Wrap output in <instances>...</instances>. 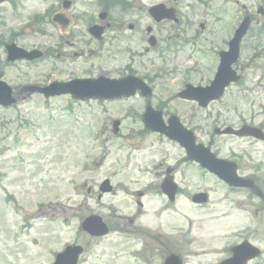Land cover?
I'll use <instances>...</instances> for the list:
<instances>
[{"label":"rangeland","instance_id":"obj_1","mask_svg":"<svg viewBox=\"0 0 264 264\" xmlns=\"http://www.w3.org/2000/svg\"><path fill=\"white\" fill-rule=\"evenodd\" d=\"M52 1L9 0L4 4L0 79L15 93L29 84L132 74L151 87L150 104L162 111L164 120L175 114L187 127L195 122L202 125L205 119L209 121L207 110L194 109L192 101L179 100L175 94L186 82L203 84L212 77L218 60L214 51L209 52L223 46L243 10L253 15L236 65L243 80L229 86L225 96L249 94L244 85L255 83L264 73V29L259 30L264 14L256 12L258 6L264 11V0H205L208 10L204 4L193 8L182 1L181 13L191 19L182 17L171 28L172 36L165 32L159 46L170 45L161 55L146 51L149 45L144 40L149 33L159 37L155 28L146 30L152 24L147 6L158 0H131L127 9L76 0L68 14ZM105 7L109 14L99 19ZM56 12L69 18L64 28L51 21ZM216 14L221 21L214 22ZM93 23L105 25L100 40L87 32ZM10 42L42 55L31 61L7 62L4 45ZM260 100L264 104L263 96ZM143 107L144 100L137 95L113 101H75L69 95L45 99L39 93L28 94L11 107L0 105V264H50V252L71 243L83 247L79 264H161L164 252L177 244L179 233L173 232L187 228L188 236L196 241L193 250H216L184 258L186 264H212L219 259L215 257L221 255L224 228L220 205L197 206L199 210L187 206L181 195L169 203L158 185L170 167L188 199L191 192L200 190L213 191L211 195L218 198L222 189L206 171L185 164L175 143L158 133H144ZM114 120L120 122L117 134L111 130ZM204 131L199 135L205 143ZM104 179L112 190L100 194L98 186ZM5 194L11 197L7 202ZM91 214L108 224L107 235L91 237L80 229L82 219ZM138 227L147 232L145 245L134 238L139 232L133 228ZM158 231L162 234L149 238ZM183 231L186 239L188 232ZM122 232L131 236L121 237ZM252 264H264V254Z\"/></svg>","mask_w":264,"mask_h":264},{"label":"flooded vegetation","instance_id":"obj_2","mask_svg":"<svg viewBox=\"0 0 264 264\" xmlns=\"http://www.w3.org/2000/svg\"><path fill=\"white\" fill-rule=\"evenodd\" d=\"M120 1L129 2L130 0H111L113 3ZM177 1L161 0L165 6L175 11ZM3 3L4 1L0 2V18L5 13ZM155 49L160 50V47H155ZM261 105L259 104V107ZM254 107V103L250 104L247 110L242 111L234 119H231L232 115L229 112L217 113V117L213 116V119H216L215 123L217 124L237 129L247 126L264 132V111L261 109L255 111ZM206 145L216 157L232 163L238 178L244 183L230 185L227 181L211 175L212 181L221 187V195L214 198L211 195L213 191H206V202L194 204L220 205L224 226L222 236L225 238V244L228 247L247 245L251 251H256L255 249L258 248L259 255L253 258H262L264 254V244L261 243L264 240V141H259L249 134L237 136L230 131L228 134L213 135L207 140ZM226 147L229 148L226 149ZM226 168L230 170L228 163ZM129 222L132 225L131 219ZM133 230L139 232L135 236L140 237L146 243V230L140 227L133 228ZM191 245L192 241L179 238L174 253L179 258L190 257L193 253ZM252 261L249 263L252 264Z\"/></svg>","mask_w":264,"mask_h":264},{"label":"water","instance_id":"obj_3","mask_svg":"<svg viewBox=\"0 0 264 264\" xmlns=\"http://www.w3.org/2000/svg\"><path fill=\"white\" fill-rule=\"evenodd\" d=\"M158 8V7H157ZM155 8V9H157ZM57 17H55L56 19ZM91 33L98 37L100 34V29L96 26L90 28ZM8 50V60H13L15 58H22L26 57L28 59H31L33 57L38 56L37 52H30L25 53L19 48H16L13 44L7 46ZM0 88L4 90V86L0 85ZM136 88L141 89V94L148 95L149 89L146 88L143 83L135 78L127 77L119 81H110L106 80L104 78H97L94 80H73L68 83H52L51 85L38 89L40 92H42L46 97L49 95H55V94H62V93H70L72 97L77 99H87V98H98V99H105V98H113V97H120L122 95H131L134 94V91ZM189 92V90H187ZM201 94H205L204 91L199 90ZM193 93V92H191ZM5 94L4 97L0 99L1 104H7L13 101V98L10 96L6 97ZM146 113L143 116L144 123L151 128L158 127L160 124L159 121V113L153 112L149 107L146 109ZM114 126H116V122L114 123ZM161 131L163 129L157 128ZM167 134L171 138H175L182 141L183 143L190 144L192 140H188L183 133L179 134V131H177L174 127L170 129V131L167 132ZM181 142V143H182ZM189 154L191 157H198L201 159L200 156H196L197 154L194 151H189ZM203 164H205L203 162ZM101 191H108L109 187L107 186V182H104L100 188ZM167 192H171L172 188L167 187L165 189ZM83 228L86 229L91 234H104L106 232V228L103 225L101 219L97 216H89L87 217L83 222ZM80 249L78 247H75L73 249H67L62 254H59L56 258V261L54 264H76L77 261V255L79 254ZM171 260L172 258L167 259L168 264H174ZM237 258H232L230 261H226L222 264H236Z\"/></svg>","mask_w":264,"mask_h":264}]
</instances>
